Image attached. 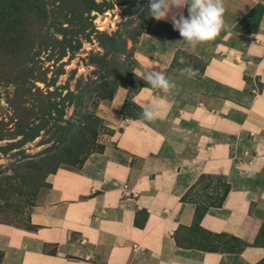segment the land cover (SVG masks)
Wrapping results in <instances>:
<instances>
[{
  "label": "crops",
  "instance_id": "1",
  "mask_svg": "<svg viewBox=\"0 0 264 264\" xmlns=\"http://www.w3.org/2000/svg\"><path fill=\"white\" fill-rule=\"evenodd\" d=\"M223 4L228 27L210 42L200 77L172 67L189 46L169 22L155 20L139 38L140 74L162 68L176 85L131 94L140 108L156 104L159 117L122 113L125 87L100 104L114 131L102 137L104 151L48 175L29 210L35 228L0 222V264H264V13L256 31L238 29L264 0ZM203 174L223 175L231 188L200 226L241 239L237 252L185 244L197 205L182 198Z\"/></svg>",
  "mask_w": 264,
  "mask_h": 264
},
{
  "label": "rangeland",
  "instance_id": "2",
  "mask_svg": "<svg viewBox=\"0 0 264 264\" xmlns=\"http://www.w3.org/2000/svg\"><path fill=\"white\" fill-rule=\"evenodd\" d=\"M149 3L0 0V220L28 225L29 210L48 190V173L56 165L44 156L52 154L46 150L54 143L45 142L57 121L74 122L87 110L98 113L94 104L110 102L100 97L107 93L103 86L106 90L125 87L131 92L140 88L144 80L135 75L141 72L135 56L136 35L153 23ZM258 13L238 29L256 30ZM216 40L180 49L177 64L184 66L178 62L182 56L186 63L200 68L211 53L210 42ZM70 93L81 95L83 105L72 104ZM125 111L141 113L134 102ZM105 134H101L100 143ZM218 186L216 175L205 177L194 198L200 201V195L220 196L223 188ZM187 233L186 245L238 247L230 237L211 236L196 227ZM1 256L0 251V260Z\"/></svg>",
  "mask_w": 264,
  "mask_h": 264
},
{
  "label": "trees",
  "instance_id": "3",
  "mask_svg": "<svg viewBox=\"0 0 264 264\" xmlns=\"http://www.w3.org/2000/svg\"><path fill=\"white\" fill-rule=\"evenodd\" d=\"M257 10H259L258 16H259V21L257 22V25L259 26L260 20L263 16L264 13V5L263 4H258L256 6V8L254 10H252V12L250 14L247 15L246 19H248L253 13H255ZM245 21V20H244ZM240 22L238 24V27L244 22ZM155 19H153V23L150 24V26L147 29L141 30L137 33V42L139 41V38L145 34V33H149L154 25ZM258 29V27L256 28V30ZM254 30V31H256ZM112 39H115L114 36H112ZM136 38V37H135ZM180 49L177 50L175 58L172 61V67L179 69L183 66H179L177 64V54L178 51ZM178 65V66H177ZM208 65V61H204L202 66L199 69V75L196 77H200L202 75H204L205 72V68ZM144 86H150L148 85L145 81L140 85V88L144 87ZM104 89L105 93L104 95H100V97L102 99H106V100H112L116 90L119 88H111L109 90H106L104 88V86L102 87ZM140 88L136 89L135 91H130L129 89V93L130 96H128L125 99V103L124 106L122 108V113L124 114H128V112L125 111V108L128 104L132 103V99H131V94L137 92ZM73 103L74 105H83L82 104V96L79 94H74V93H70ZM96 105V107H98V104H94ZM139 107V106H138ZM140 111L142 112V108H140ZM64 114V111H63ZM132 115V114H130ZM138 115H132V116H139ZM67 121V123H66ZM63 123H66L63 124ZM114 131L113 129H111L108 124L106 123V121L97 114L96 111L94 110H87L86 113H84L80 119L74 120V122L69 121V120H59L57 121L50 129H49V141L45 142L46 144H49L51 142H53V145H50L48 147V149L46 150V153H52L48 156H44L45 157V161L50 162L49 164H56L55 168L51 169L48 173H55L59 168L61 167H65V168H70V169H81L82 166L84 165L86 159L88 158V156L90 154H92L93 152H102L105 149V144L104 143H100L99 142V138L101 136V134H112ZM62 164H68L71 167L68 166H61ZM208 176H213L210 174H203L199 180L196 182V184H194L189 190L188 192L185 194V196L182 198L183 200H190L192 202H194L197 206H196V212H195V226L196 228L202 229V227L200 226V221L202 219V217L206 214V212L209 210L210 207L212 206H216V207H220L222 206V204L224 203L231 185L230 183L227 181V178L223 175H216V177L219 179V186L218 188L222 187L223 188V192L220 194V196H214L211 197L209 195H200L199 196V200H197V198H194L195 195H193V193L195 192L196 188L199 186V184L202 182V180L205 177ZM51 185L49 184V187ZM203 196V197H201ZM201 202L204 203V206L201 207ZM0 222L3 223H8L5 221L0 220ZM9 224V223H8ZM22 227V226H20ZM26 228H30L33 229L36 226H33L29 223V213H28V225L27 226H23ZM204 230V229H202ZM205 232H207L209 235L211 236H216V237H230L232 240H234L235 242L238 243V247H229V248H210L207 247L205 245H196L193 244V246H196L198 248H204V249H208V250H223V251H231V252H237L239 250H241V248L243 246L246 245V243H244L241 239H239L236 236L233 235H229L226 233H213V232H209L204 230Z\"/></svg>",
  "mask_w": 264,
  "mask_h": 264
},
{
  "label": "clouds",
  "instance_id": "4",
  "mask_svg": "<svg viewBox=\"0 0 264 264\" xmlns=\"http://www.w3.org/2000/svg\"><path fill=\"white\" fill-rule=\"evenodd\" d=\"M148 8L151 18L169 22L173 29L179 32L181 41L191 47L215 40L219 33L228 27L224 20L223 0H150ZM185 9L187 15H185ZM178 62L184 65L177 69L181 76L194 78L199 75V69L186 63L184 57L181 56ZM135 75L143 79L151 88L165 93L176 86L162 68L149 69L139 76L136 73ZM141 108L143 119L152 121L159 117L156 104L146 102L141 105Z\"/></svg>",
  "mask_w": 264,
  "mask_h": 264
}]
</instances>
